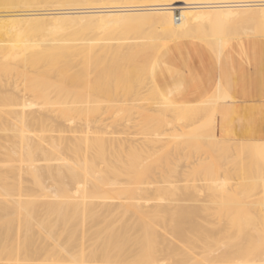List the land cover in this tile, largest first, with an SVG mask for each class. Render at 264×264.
Wrapping results in <instances>:
<instances>
[{
    "label": "bare ground",
    "instance_id": "6f19581e",
    "mask_svg": "<svg viewBox=\"0 0 264 264\" xmlns=\"http://www.w3.org/2000/svg\"><path fill=\"white\" fill-rule=\"evenodd\" d=\"M259 19L264 0H0V159H12L0 166V264H224L233 241L261 255L251 264H264V138L248 140L257 170L231 160L238 177L226 183L214 152L243 144L218 135L216 110L237 97L216 83L203 99L183 101L156 79V57L171 42L194 39L219 56ZM49 35L57 45L41 41ZM69 58H83V68ZM106 94L125 118L112 122L108 106L92 104ZM161 144L168 154L192 156L184 153L189 160L179 165L181 154L165 157ZM201 145L209 154L193 153ZM145 159L153 161L150 178L126 186ZM164 168L167 177L155 178ZM112 211H123L118 225L82 223ZM71 217L73 240L65 236ZM42 219L35 242L33 225ZM51 244L58 252L39 262Z\"/></svg>",
    "mask_w": 264,
    "mask_h": 264
},
{
    "label": "crops",
    "instance_id": "0c3cea01",
    "mask_svg": "<svg viewBox=\"0 0 264 264\" xmlns=\"http://www.w3.org/2000/svg\"><path fill=\"white\" fill-rule=\"evenodd\" d=\"M176 46L177 52L167 54ZM157 63L159 86L180 100H201L217 82L237 97L217 106L216 130L220 137L237 133V139L264 138V38L240 36L219 56L197 40H176L162 49Z\"/></svg>",
    "mask_w": 264,
    "mask_h": 264
},
{
    "label": "rangeland",
    "instance_id": "374dc122",
    "mask_svg": "<svg viewBox=\"0 0 264 264\" xmlns=\"http://www.w3.org/2000/svg\"><path fill=\"white\" fill-rule=\"evenodd\" d=\"M33 4V3H32ZM173 16H174V18H175V16H179V11L178 10H175L174 12H173ZM261 18H263V17H261ZM258 21V23H255L256 25H254V23H251L250 24V22L248 23V25H250V26H248L247 25V23H243L244 25L246 24L247 25V27H249V28H247L246 27V29H248V30H246V35H257V36H259L260 35V37H262V38H264L263 36H261V34L263 33L264 34V19H262V20H255V22H257ZM259 21H261V22H263V23H261V22H259ZM241 25V24H239L238 26H236V27H234V28H232L231 26H229V33L231 34V33H235V28H240V26H244V25ZM261 27V25H263V27L262 28H260V27H256V26H258V25ZM261 24V25H260ZM228 25V24H227ZM245 25V26H246ZM254 26L257 28V30H256V28H254ZM224 28V27H223ZM199 29V31L202 33L203 31H201L202 29L201 28H198ZM201 29V30H200ZM209 29H211V28H209ZM209 29H207V27H206V29H205V31L207 30H209ZM256 31V33H254V32H252V31ZM211 30H209V32H210ZM220 31V32H219ZM250 32L249 34H248V32ZM259 31H260V33H259ZM261 31H263L262 33H261ZM213 32V33H212ZM216 32V33H215ZM221 33V30H217V29H214V31H211V34H217V33ZM251 32L253 33V34H251ZM132 34V33H131ZM131 34H129L130 35V37L132 36ZM133 35H134V33H133ZM137 36H142L141 34H136ZM135 35V36H136ZM136 36V37H137ZM241 36H244V35H241ZM51 38H53L51 35H49V36H47V37H45V38H43L41 41H43V43L44 44H51L52 46L53 45H57L58 44V41L56 40V39H51ZM156 39V38H155ZM236 39V38H235ZM234 40V39H233ZM233 40H231V41H233ZM92 41H94V40H92ZM210 49V48H209ZM157 57H158V55H157ZM157 57H156V59H157ZM157 61V60H156ZM83 58H69V65H71V66H73L72 68L73 69H82L83 68ZM157 63V62H156ZM24 81V83L25 84H27L28 85V83H30V82H32V80H23ZM218 84H219V82H217ZM40 85V84H39ZM148 90H149V88H147ZM146 89V90H147ZM145 90V92H146V95H148V93H152V91H150V92H148V91H146ZM165 91V90H164ZM85 92H87L86 90H85ZM145 92L143 93L144 95H145ZM146 95L144 96V98L146 97ZM149 95H152L151 97H153V93L152 94H149ZM107 96V97H106ZM80 97V96H79ZM79 97H78V94L76 93V94H74L73 95V97H72V99L74 100V101H76V102H79ZM114 97H110V96H108V94H106L105 96H95V97H91L90 99L91 100H93V101H91L92 102V104L93 105H96V104H102V105H106V106H108L109 108L108 109H106V111L104 112V115L105 116H107L108 117V120H110V121H117V120H120L121 118H125L126 116H127V111H121V110H118V108H116V105H117V103H116V99H113ZM146 98H148V96L146 97ZM147 100V99H146ZM149 100H151V99H149ZM112 106V107H111ZM72 114H75V115H77V117L79 116V119L80 120H82V121H85V122H88V121H90L91 119H92V115H88L87 113H86V111L83 113V114H79V112H77L76 110H74V111H72ZM133 122L134 123H137L138 122V118H136V119H134L133 120ZM8 134H10V132L8 133ZM237 133H227V137H226V139H231L230 140V142H234L235 143V141L237 140V142H239V141H242L241 143L243 144V146H242V148H240V149H236V150H234V149H232L231 151H226L225 150V147H224V145H222V147H221V149L220 150H216L215 152H214V158H213V160H214V162H216L217 163V165L219 166V164H221V165H223V169L221 170V176H222V178L223 179H225V181H226V183H228V184H231V183H233L236 179H237V174H236V172H234L233 170H232V165H231V160H233L234 162H236L238 165H241L242 163H244L245 164V167H244V169L248 172V173H252V172H255L257 169V167H256V164H257V162H256V160L252 157V155H251V153H250V151H249V145H248V140H249V138H247V139H237L238 137H237V135H236ZM252 139V138H251ZM88 141H90V142H92V143H94L95 142V138L94 137H90L89 138V140ZM165 141H163V143H164ZM165 144V143H164ZM164 144H161V146L159 145V148H160V150H161V147H163V145ZM166 144H167V142H166ZM165 144V145H166ZM171 144V142L170 143H168V145H170ZM207 146H211V144H210V142L208 141L207 142ZM210 144V145H209ZM204 146V147H203ZM206 145H201L200 147H198L197 146V148L198 149H195L196 151H194L193 153L194 154H201L202 156H205V155H207V154H209V152H210V147L208 148ZM233 147L234 146H236V144H233L232 145ZM170 147V146H169ZM238 147V146H237ZM158 148V149H159ZM164 148H167V146L166 147H163L162 149L164 150ZM159 151V152H165V153H162V155H165V157H166V155L167 156H171V154H172V156H174L175 158L177 157V153H176V155L175 154H173V152L171 153L170 152V154H168L169 153V151ZM167 152V153H166ZM176 152V151H175ZM174 152V153H175ZM207 152V154H205ZM183 153V152H182ZM185 153V152H184ZM184 153H183V155L181 154V153H178V154H181V155H179V157L175 160V161H177L178 163H179V165L180 164H182V163H185V162H187L189 159V157H191L192 155H189L188 153H185L186 155H188V156H185L184 155ZM204 153V154H203ZM134 153H131L130 155H127V159H130V160H133L134 159ZM188 157V158H187ZM188 159V160H187ZM191 159V158H190ZM185 160H187V161H185ZM12 162V159H7V158H1L0 159V166H2V165H4V164H8V163H11ZM190 162V161H189ZM209 163H210V161H209ZM191 165H192V168L193 167H195V168H199V167H196L197 165L196 164H193V163H191ZM153 166V161L151 160V159H145L143 162H142V165L141 166H139L138 167V170H139V173H137V174H135L134 176H127L126 178H125V180H126V182H125V185L126 186H129V187H136V186H141L142 184H145V181L148 179V178H150V175H151V171H152V167ZM192 168H187L189 171H190V175L191 174H193L194 172H193V169ZM163 169V168H162ZM191 169V170H190ZM129 170H132L131 168L129 169ZM166 169L164 168V170L162 171L163 173L162 174H160L159 172L155 175V178L157 177V179H160V178H166L167 177V175H166V171H165ZM195 170V169H194ZM198 170V169H197ZM197 170H195V171H197ZM196 174V173H195ZM191 176H193V175H191ZM237 176V177H236ZM183 179H190L191 177L190 176H188V175H184V176H181ZM190 177V178H189ZM164 179H162V181H163ZM159 181H161V180H159ZM160 182V183H163V182ZM184 181V180H183ZM185 182V181H184ZM184 182H181V181H179V182H177V184H179L180 185V183L183 185L184 184ZM182 185H180V186H182ZM31 186H32V188L34 189V190H36L38 187L35 185V184H31ZM260 195V194H259ZM259 197V196H258ZM164 199V198H163ZM163 199H162V201H163ZM192 199V197L188 200V204H191L192 202L194 203V200H191ZM165 200V199H164ZM192 201V202H191ZM38 204V205H37ZM36 207H40L41 205H42V203H40V202H37L36 203ZM127 213L125 214V217H128L129 218V220L130 221H132L133 219L135 220V218L133 217V216H131V214H132V212L130 211V210H128V211H126ZM122 213V214H121ZM119 212V211H112V212H103V213H99V212H95V213H93V214H87L86 215V217L84 218V220L82 221V223H89V222H94V221H97V220H101V219H110L114 224H117L118 225V223H120L121 221H120V219L122 218V216H123V211L122 212ZM35 215H36V213H35ZM14 217H16L17 218V224L18 223H20L21 221L19 220V218L21 217V214H17L16 216H14ZM213 217H215V215H213ZM52 218V223L55 221V215H51L50 217H49V219H51ZM38 219H40V218H38ZM44 220L42 219V220H39V221H37V223H35L34 225H33V229H32V235H34V237L36 238V240H35V242H39V240H40V237H39V228H38V224L39 223H42ZM70 221H71V224L67 227V233L65 234V236L66 237H69V238H71V240H73V239H75L76 238V236H77V232L74 230V227L73 226H75V221H74V219L71 217L70 218ZM81 223V224H82ZM84 223V224H85ZM35 226V227H34ZM9 236H11V235H9ZM235 236V235H234ZM13 237V236H12ZM39 237V238H38ZM236 242L237 241H233L232 242V247H229L230 249H228L227 250V252L226 253H228L229 255H228V257L226 258L225 257V259H226V261L224 262V264H251V263H256V261H257V259L259 258V257H261V255L260 254H246V252H245V250H238V249H236L237 248V246L235 245L236 244ZM10 248V247H9ZM58 246L56 245V244H51L49 247H48V249H47V251L46 252H44V253H41V254H39V255H37L36 257H39V262H40V259H42L43 257H48V256H51V255H53V254H56L57 252H58ZM98 248H100V247H98ZM122 248L123 249H126V248H128V244L127 243H125V244H123L122 245ZM99 249H97V250H95L96 252L98 251ZM229 256H232V257H234V259H236V260H231V258H229ZM238 259H241V260H238ZM238 260V261H237ZM43 262V261H42ZM142 263V262H141ZM6 264H11V263H6ZM34 264H37V261L34 263ZM43 264H44V262H43Z\"/></svg>",
    "mask_w": 264,
    "mask_h": 264
},
{
    "label": "built area",
    "instance_id": "2783aa9c",
    "mask_svg": "<svg viewBox=\"0 0 264 264\" xmlns=\"http://www.w3.org/2000/svg\"><path fill=\"white\" fill-rule=\"evenodd\" d=\"M175 18L177 19V18H178V16H175Z\"/></svg>",
    "mask_w": 264,
    "mask_h": 264
}]
</instances>
